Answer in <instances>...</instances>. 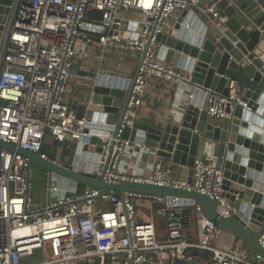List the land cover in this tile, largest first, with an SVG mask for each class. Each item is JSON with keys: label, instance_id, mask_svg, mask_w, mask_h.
<instances>
[{"label": "built area", "instance_id": "2783aa9c", "mask_svg": "<svg viewBox=\"0 0 264 264\" xmlns=\"http://www.w3.org/2000/svg\"><path fill=\"white\" fill-rule=\"evenodd\" d=\"M89 9L97 10L100 16L83 28ZM185 9L215 25L226 22L209 0H12L0 37V141L39 153L44 159H48L42 150L46 136L56 141L67 137L80 141L84 122L65 102L75 60L90 56L93 50L129 53L136 58L149 40L112 150L109 152L107 140L92 173L106 183L135 182L193 190L215 201L221 214L235 213L224 195L222 166L202 158L194 160L189 183L175 178L159 160L147 175L120 170L124 152L133 144L120 135L137 115L148 78L173 83L190 79L189 73L156 56V36L169 33ZM127 12L142 16L139 30L131 28L138 27L139 21L123 17ZM114 25L116 31L125 26L122 31L128 37L109 34ZM248 63L246 58L239 61L243 67ZM228 89L227 96L210 94L209 117L232 119L243 89L237 80H232ZM242 106L245 108L246 103ZM33 174L27 157L0 148V264H21L22 258L32 256L35 250H42L44 258L34 264H91L95 260L99 264H142L159 261L162 254L173 264L192 260L191 249L208 252L209 264L240 262L233 250L210 245L217 228L196 204L198 243L192 244L185 236L190 213L176 205V198L125 192L121 199L117 194L91 189L73 197L36 203L31 195ZM138 203L160 206L151 209L145 220H139ZM156 219L162 220L161 228ZM259 242L264 248V233ZM251 264L264 261L257 255Z\"/></svg>", "mask_w": 264, "mask_h": 264}, {"label": "water", "instance_id": "95a60500", "mask_svg": "<svg viewBox=\"0 0 264 264\" xmlns=\"http://www.w3.org/2000/svg\"><path fill=\"white\" fill-rule=\"evenodd\" d=\"M209 1L226 17L225 23L212 24L185 9L178 14L169 33L156 36L157 58L190 74V79L182 82L187 94L184 104L173 120L164 125L148 127L133 121L122 129L120 138L141 149L137 174L147 175L156 159H168L177 172H188L187 183L191 182L200 142L212 141L221 146L224 195L235 213L221 214L215 201L193 190L135 182L106 183L92 173L107 140L109 152L112 150L149 40L138 53L135 69L127 79L120 72L99 69L96 73L90 96L77 108L76 118L84 122L80 141L73 142L69 137L56 141L46 136L43 144L54 148L53 154L43 151L48 159L12 143L0 141V148L27 157L32 165L43 170L55 198L96 189L117 194L121 199L125 192H139L167 200L176 198V205L182 207L196 204L217 229L245 246L244 264H251L257 255L264 261V248L259 242L264 233V91L252 98L254 90L247 88L230 121L218 122L209 117L207 106L210 94L227 96L232 80H237L243 89V78L257 85L264 79V0ZM11 3L12 0H0V37ZM124 27L116 31L114 25L109 34L127 38ZM242 58L249 60L244 67L239 65Z\"/></svg>", "mask_w": 264, "mask_h": 264}, {"label": "crops", "instance_id": "0c3cea01", "mask_svg": "<svg viewBox=\"0 0 264 264\" xmlns=\"http://www.w3.org/2000/svg\"><path fill=\"white\" fill-rule=\"evenodd\" d=\"M208 1V0H205ZM125 19H136L139 21L138 27L134 26V29L139 30L141 28L140 22L142 18L137 13L127 12L123 14ZM137 26V25H136ZM136 58L132 54H120L114 51H92V54L88 57L77 58L73 64L71 77L67 82V90L65 94V102L68 107L75 113H77V108L85 104V100L90 96L91 86L94 81L96 73L101 70L114 71L125 74L124 79H127L129 75L135 69ZM186 72V71H184ZM187 73V72H186ZM243 93L247 88L254 90L252 98H256L259 92L264 91V79L261 84L257 85L253 81L243 78ZM185 84L173 83L165 79H159L150 77L148 78L145 91L142 95L141 103L137 108V115L134 119L135 122L146 125L148 127H160L164 125L167 121L173 120L174 115L180 108V105L184 104L187 97L185 91ZM97 106V105H96ZM100 107V106H99ZM96 108V107H92ZM215 119V118H213ZM219 121H224L216 119ZM51 145H44L43 148L50 149ZM141 149H138L136 144H132L130 147L126 148L121 165V171H127L129 173H136L138 170L139 154ZM197 158H202L208 163L214 166H221V161L223 159V151L221 146L216 145L212 141L200 142L198 149ZM163 163L166 168H170L174 174L175 178H179L180 181H186L190 178L188 172H177V167L172 164L168 159H156ZM147 164V163H146ZM146 170V168H144ZM35 175L41 176V173L37 170H33ZM46 176V173L44 174ZM35 180V181H34ZM39 179L34 177L32 179V198L36 203H44L54 196L49 191L47 182L44 185L37 184ZM159 204H154L148 206L145 203H138L136 205L139 220H145L150 212L158 208ZM191 210L183 207L184 210L190 213V222L186 226L185 236L188 241L192 244L198 243V224L196 220L195 209L190 206ZM158 227L161 228L162 220L156 219ZM212 246L218 247L225 250H233L237 256L240 258L238 264H244L247 258V250L243 245L235 240V238L222 230L217 229L212 239ZM192 260L173 262V264H209L211 256L208 252L203 250L193 251ZM159 261L151 262L153 264H170L167 256L162 254Z\"/></svg>", "mask_w": 264, "mask_h": 264}, {"label": "rangeland", "instance_id": "374dc122", "mask_svg": "<svg viewBox=\"0 0 264 264\" xmlns=\"http://www.w3.org/2000/svg\"><path fill=\"white\" fill-rule=\"evenodd\" d=\"M142 18V16H140ZM88 27V23H84V26L83 28H87ZM52 153H54V148L51 146L50 147ZM33 167V170H37L41 173V176H37L35 175V173L33 174V179L34 177H37V179H39V181L37 182V184H40V185H44L45 182H47V177L44 176L45 172L43 170H41L39 167L35 166V165H32ZM35 181V180H34ZM186 209L188 210H191L192 211V208H190V206H185ZM216 232H214L215 234ZM212 244V240L210 242V245ZM245 246L243 245V248ZM46 254L49 255L50 254V249L49 247L47 246L46 247ZM44 258V254H43V251L42 250H35L33 255L32 256H26V257H23L22 260H21V264H34V263H37L41 260H43Z\"/></svg>", "mask_w": 264, "mask_h": 264}, {"label": "trees", "instance_id": "16d2710c", "mask_svg": "<svg viewBox=\"0 0 264 264\" xmlns=\"http://www.w3.org/2000/svg\"><path fill=\"white\" fill-rule=\"evenodd\" d=\"M99 16H100V13L97 10L89 9L87 11L85 21L87 23H90V22L92 23V22L98 20L99 19ZM43 151L46 152V149L43 148ZM193 251H197V249H194Z\"/></svg>", "mask_w": 264, "mask_h": 264}, {"label": "flooded vegetation", "instance_id": "af4514ba", "mask_svg": "<svg viewBox=\"0 0 264 264\" xmlns=\"http://www.w3.org/2000/svg\"><path fill=\"white\" fill-rule=\"evenodd\" d=\"M46 152L49 153V154L52 153L51 149H47Z\"/></svg>", "mask_w": 264, "mask_h": 264}]
</instances>
